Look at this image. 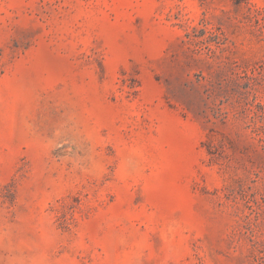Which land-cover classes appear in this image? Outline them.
I'll list each match as a JSON object with an SVG mask.
<instances>
[{"label": "rangeland", "instance_id": "1", "mask_svg": "<svg viewBox=\"0 0 264 264\" xmlns=\"http://www.w3.org/2000/svg\"><path fill=\"white\" fill-rule=\"evenodd\" d=\"M0 264H264V0H0Z\"/></svg>", "mask_w": 264, "mask_h": 264}]
</instances>
